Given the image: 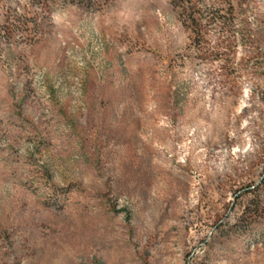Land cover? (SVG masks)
Returning a JSON list of instances; mask_svg holds the SVG:
<instances>
[{"label": "rangeland", "instance_id": "obj_1", "mask_svg": "<svg viewBox=\"0 0 264 264\" xmlns=\"http://www.w3.org/2000/svg\"><path fill=\"white\" fill-rule=\"evenodd\" d=\"M195 2L0 0V264H264V0Z\"/></svg>", "mask_w": 264, "mask_h": 264}, {"label": "trees", "instance_id": "obj_2", "mask_svg": "<svg viewBox=\"0 0 264 264\" xmlns=\"http://www.w3.org/2000/svg\"><path fill=\"white\" fill-rule=\"evenodd\" d=\"M177 5L181 8L182 14L184 15V23L187 25V28L192 32L200 35L204 30L200 18L203 15L204 11L197 10L195 0H174ZM234 10V7H230V12Z\"/></svg>", "mask_w": 264, "mask_h": 264}]
</instances>
